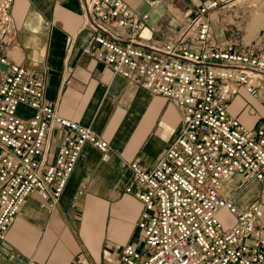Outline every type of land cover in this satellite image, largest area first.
Wrapping results in <instances>:
<instances>
[{
  "label": "built area",
  "instance_id": "1",
  "mask_svg": "<svg viewBox=\"0 0 264 264\" xmlns=\"http://www.w3.org/2000/svg\"><path fill=\"white\" fill-rule=\"evenodd\" d=\"M12 2L0 0V256L30 193L56 203L83 146L109 149L89 126L57 113L44 96V73L1 50L14 36ZM81 7L91 36L82 52L180 111L179 132L155 165L129 163L135 188L125 191L143 205L137 221L143 239L140 247L121 249L120 263L264 264V205L238 207L220 192L233 174L264 186V33L242 43L236 25L215 30L211 13L223 8L220 0L204 1L178 27L144 40L138 35L147 13L122 0H82ZM241 92L261 108L253 127L228 111ZM20 105L31 114H20ZM223 209L228 225L219 219Z\"/></svg>",
  "mask_w": 264,
  "mask_h": 264
},
{
  "label": "crops",
  "instance_id": "2",
  "mask_svg": "<svg viewBox=\"0 0 264 264\" xmlns=\"http://www.w3.org/2000/svg\"><path fill=\"white\" fill-rule=\"evenodd\" d=\"M122 1L138 15L148 14L138 35L144 40L167 26L178 27L207 0ZM81 4L82 0H13L14 36L1 50L11 62L44 73V96L57 113L89 126L109 149L101 153L88 143L83 146L56 203L37 192L28 195L9 225L0 264H121V249L127 244L140 247L143 239L137 226L143 205L125 191L127 186L135 188L129 163L137 160L152 168L180 129L175 103L82 52L91 36ZM212 23L215 28L214 19ZM239 97L250 100L243 92ZM250 105L262 114L257 102ZM18 111L26 116L32 112L25 105ZM239 119L252 123L243 113ZM58 144L55 136L50 155ZM220 192L238 207L264 205V186L253 178L226 176ZM260 223L264 224V212Z\"/></svg>",
  "mask_w": 264,
  "mask_h": 264
},
{
  "label": "rangeland",
  "instance_id": "3",
  "mask_svg": "<svg viewBox=\"0 0 264 264\" xmlns=\"http://www.w3.org/2000/svg\"><path fill=\"white\" fill-rule=\"evenodd\" d=\"M221 3L223 4V8L217 11L216 16L212 15V19H214L216 24L215 30L222 23H227L228 26L236 25L240 28L238 35L242 43H248L257 35L264 33V0H221ZM239 96L232 102L233 114L231 113V115L239 117V113L245 114L252 121L247 126L253 127L256 125L258 113L256 114L253 111L250 105L251 100L247 99L246 102L245 99ZM219 219L224 225L232 222V219L224 209L220 211Z\"/></svg>",
  "mask_w": 264,
  "mask_h": 264
}]
</instances>
